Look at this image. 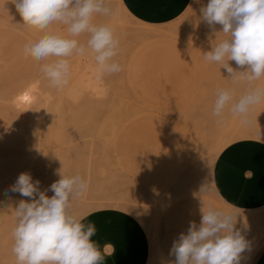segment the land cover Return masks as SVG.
I'll list each match as a JSON object with an SVG mask.
<instances>
[{
    "label": "rangeland",
    "instance_id": "1",
    "mask_svg": "<svg viewBox=\"0 0 264 264\" xmlns=\"http://www.w3.org/2000/svg\"><path fill=\"white\" fill-rule=\"evenodd\" d=\"M12 2L0 0V106L21 105L27 95L29 102L22 105L26 113L31 115L39 107L44 112L40 114L44 130L39 126L33 140L43 145L48 162L38 177L45 189L58 180L60 171L80 175L89 187L82 198L73 201V213L86 206L91 210L129 207L153 223L152 230L147 228L153 245L161 224H173L185 215L201 217L202 205H225L212 186L214 162L235 139L251 134L264 138V131H259L264 130V101L250 109L247 122L228 109L222 118L213 115L217 89L232 88L238 98L249 85L234 83L219 64L205 59L212 45L226 38L219 32L221 25L210 26L201 18L200 7L208 0H193L177 20L156 27L135 21L120 10L117 0H107L112 14H97L94 23L109 25L119 39L115 60L122 71L103 79L107 87L103 97L86 96L82 101L65 99V86L51 88L40 71L43 62L24 54V46L43 33L23 25ZM50 27L52 32L67 35L66 25ZM145 29L165 30L169 37L148 42L137 35ZM87 38L79 37L83 43ZM85 56L69 58L70 75L77 65L84 67ZM229 63L237 67L234 61ZM255 84L264 86V77ZM47 90H54L53 98L46 96ZM257 117L262 121H256ZM220 139H227V144L218 150ZM6 151L0 146V152ZM204 185L206 190L201 191ZM162 194L171 201L160 213L156 201ZM13 223L0 219V264H15Z\"/></svg>",
    "mask_w": 264,
    "mask_h": 264
},
{
    "label": "clouds",
    "instance_id": "2",
    "mask_svg": "<svg viewBox=\"0 0 264 264\" xmlns=\"http://www.w3.org/2000/svg\"><path fill=\"white\" fill-rule=\"evenodd\" d=\"M200 3V0H195ZM23 25L43 34L24 46V54L43 62L40 71L51 88L69 83V58L91 55L95 79L100 82L122 71L115 60L120 41L112 27L94 23L97 14L111 15L107 0H13ZM191 7V5H189ZM201 18L210 26L221 25L225 39L205 53L209 63L219 64L234 83L246 82L247 90L236 97L232 88L216 91L213 115L222 118L225 110L244 122L250 109L264 101V86L255 84L264 77V0H208L200 7ZM53 24L67 26V35L50 31ZM87 35L86 43L79 37ZM234 61L236 68L229 63ZM251 172H245L250 179ZM88 181L80 175H65L43 191L40 181L21 173L10 192L21 197L12 209L11 252L15 264H104L110 245L103 248L94 237L97 228L86 217L71 211L73 201L88 191ZM206 186L201 188L205 191ZM54 193L51 197L47 192ZM202 205L199 225L190 222L186 233L173 241L169 256L161 264H240L249 241L236 227L238 211Z\"/></svg>",
    "mask_w": 264,
    "mask_h": 264
},
{
    "label": "crops",
    "instance_id": "3",
    "mask_svg": "<svg viewBox=\"0 0 264 264\" xmlns=\"http://www.w3.org/2000/svg\"><path fill=\"white\" fill-rule=\"evenodd\" d=\"M119 1L135 21L156 27L177 20L193 0ZM164 39L167 37L148 42ZM20 104L11 109L0 106V146L8 149L0 152V187L15 183L24 172L33 178L39 177L48 163L43 145L33 140L36 129L41 127L39 120L33 112L27 114ZM13 113L18 115L11 118ZM245 172H251L252 177L246 179ZM211 180L214 191L225 203L222 208L235 206L231 210L239 213L236 227L249 241L250 247L241 254L240 263L264 264V138L251 134L230 142L218 154ZM83 216L85 223L93 222L97 228L92 239L102 248L111 246L104 264H161L162 260H174L169 256L173 241L187 232L190 222L199 225L201 220L200 216L185 215L173 224H161L159 240L156 236V245H153L146 225L128 210L106 207L90 210Z\"/></svg>",
    "mask_w": 264,
    "mask_h": 264
},
{
    "label": "bare ground",
    "instance_id": "4",
    "mask_svg": "<svg viewBox=\"0 0 264 264\" xmlns=\"http://www.w3.org/2000/svg\"><path fill=\"white\" fill-rule=\"evenodd\" d=\"M118 2V5H119V8L120 10H122L124 12V14H127L126 10L124 9V7L122 6V4L120 3L119 0H117ZM11 9V8H10ZM15 15V14H14ZM128 15V14H127ZM57 27V26H56ZM51 28V27H50ZM142 28V27H141ZM140 28V29H141ZM53 29V28H52ZM58 29V27H57ZM65 29V28H64ZM67 29V28H66ZM59 30V29H58ZM63 31V30H62ZM66 31V30H65ZM37 33V32H36ZM61 33V32H60ZM40 35V34H39ZM138 37L142 40H145V41H148L150 39H153V38H156V37H169V33L165 30H159V29H145V30H142L140 31L138 34ZM86 36V35H85ZM187 36V35H186ZM86 41V40H85ZM188 43V42H187ZM125 48V47H124ZM83 57V56H82ZM86 57V58H85ZM84 57V62L86 61V59L88 60L87 63L85 62L84 64V67L80 64V65H77L72 74L70 75L69 77V83L64 87L63 89V95L65 99L67 100H71V101H78V100H81L82 101V98L86 97V96H89V97H99L101 98V96L103 97V95H105L107 93V87L106 85L103 84L102 81L98 82L96 79H95V63H94V60L92 58V56H85ZM74 59V58H73ZM78 59V58H77ZM83 59V58H82ZM72 61V59H71ZM74 62H75V59H74ZM83 62V63H84ZM114 77V76H113ZM112 77V79H113ZM44 78V77H43ZM47 83V81H46ZM45 84V83H44ZM43 85V83H42ZM41 85V86H42ZM46 85V84H45ZM262 86V85H261ZM39 88V87H38ZM41 88V87H40ZM43 88V87H42ZM33 90V89H32ZM54 91V90H53ZM53 91L52 90H47L45 92L46 96L49 97V96H52L51 98H53ZM34 95V93H32ZM44 94V95H45ZM43 95V97H44ZM97 97V99H98ZM45 98V97H44ZM30 99V97H29ZM28 99V100H29ZM25 101L22 99V104L23 105H26L27 106V102L29 101ZM35 100V99H34ZM90 100V99H89ZM53 101V100H52ZM51 101V102H52ZM86 101V100H85ZM93 101V100H92ZM90 100V102H92ZM50 102V103H51ZM47 103H49V101H47ZM46 103V104H47ZM55 103V102H53ZM80 104V103H79ZM30 105V104H29ZM33 105V104H32ZM42 105V104H41ZM44 105V104H43ZM49 105V104H48ZM45 106V105H44ZM43 106V107H44ZM30 107V106H29ZM32 107V106H31ZM255 108H257L256 105H254ZM33 108V107H32ZM32 108H30V110H32ZM42 108V106H41ZM40 109V107L38 108ZM38 109H33L32 112L34 113V115L36 116V118L39 120V123L41 125V128L43 129L44 128V122L43 120H41L42 118H40V114L41 113H44L42 112V109L41 111L38 110ZM43 109H46L47 108H43ZM49 110V108H48ZM47 110V111H48ZM51 110V109H50ZM75 111V110H74ZM254 111V110H253ZM258 111V110H257ZM47 113V112H46ZM259 113H260V110H259ZM258 113V115H260ZM250 115V114H249ZM151 116V115H150ZM154 117H156L155 115H153ZM42 117V116H41ZM262 118V116H260ZM254 118V117H253ZM249 119V118H248ZM259 117H257V120L259 122ZM264 120V117L263 119ZM260 120V122L262 121ZM256 121H252V122H255ZM257 124V123H256ZM261 124V123H260ZM256 126V125H255ZM263 125L260 126V128L262 127ZM256 129V128H255ZM44 130V129H43ZM262 132L264 131L263 128L262 129H259V131ZM229 141V140H228ZM225 144H227V139H220L219 142H218V146H217V149H221ZM222 150V149H221ZM221 152V151H220ZM219 153V152H218ZM61 172V171H60ZM60 178V174L58 175ZM33 180H39L40 181V188L41 190L43 191L45 189V182H43L40 178L36 177V178H33ZM15 183L13 184H10V185H7V186H1L0 187V219H3L4 221H8V222H13V214H12V209L9 206V204H12L14 206L15 202L20 200V199H29V198H26V197H21L19 195V193H12L10 192V188L12 185H14ZM97 188V187H96ZM94 188V189H96ZM164 189V188H163ZM54 193H52L51 191L47 192V195L49 197H51ZM102 195V194H101ZM99 195V196H101ZM109 195V194H108ZM95 196V195H93ZM98 197V195L96 196ZM113 197V196H112ZM99 199V198H98ZM117 198H115L116 200ZM123 198H121L122 200ZM128 199V198H127ZM126 199V200H127ZM108 200V199H107ZM118 200H119V197H118ZM171 201V198L170 196H166L164 194H162L159 199L156 201L157 203V211L158 212H163L166 207L168 206V204L170 203ZM126 203V202H125ZM98 204V202H97ZM87 205V204H86ZM100 205V204H99ZM114 205V204H113ZM126 205V204H124ZM131 205V204H130ZM83 206V205H82ZM112 206V205H111ZM128 206V205H127ZM115 207V205H114ZM120 206H118L117 208H119ZM134 207V205H133ZM128 208V211H129V207ZM135 208V207H134ZM139 208V207H138ZM91 208L86 206V207H82L80 212L78 213V215H84L86 212L90 211ZM136 210V208H135ZM138 210V209H137ZM141 210V209H139ZM144 210V209H143ZM145 211V210H144ZM135 212V211H134ZM253 212V211H252ZM137 213V212H135ZM144 213V212H143ZM147 213V212H146ZM137 216L146 226L149 230H152V227H153V223L151 221H148L147 220V217L145 215H141V214H137L135 215ZM240 219V218H239ZM252 220V219H251ZM4 223V222H3ZM240 224V223H239ZM263 235H264V229H263ZM3 235V234H2ZM260 242V241H259ZM1 243V242H0ZM9 245V244H8ZM259 245V243H258ZM3 246V245H2ZM1 250V249H0ZM253 251V250H252ZM3 253H6V252H3ZM157 255V254H155ZM156 258V257H155ZM160 258V257H159ZM1 260V259H0ZM157 260V259H155ZM153 264V263H152ZM241 264V263H240Z\"/></svg>",
    "mask_w": 264,
    "mask_h": 264
},
{
    "label": "snow or ice",
    "instance_id": "5",
    "mask_svg": "<svg viewBox=\"0 0 264 264\" xmlns=\"http://www.w3.org/2000/svg\"><path fill=\"white\" fill-rule=\"evenodd\" d=\"M23 100L27 101L29 99V97L27 95L22 97Z\"/></svg>",
    "mask_w": 264,
    "mask_h": 264
}]
</instances>
